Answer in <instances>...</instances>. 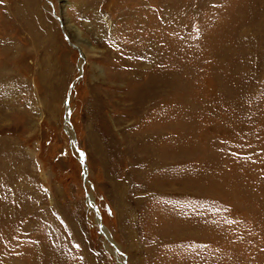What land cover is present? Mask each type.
Here are the masks:
<instances>
[{
    "label": "rangeland",
    "instance_id": "rangeland-1",
    "mask_svg": "<svg viewBox=\"0 0 264 264\" xmlns=\"http://www.w3.org/2000/svg\"><path fill=\"white\" fill-rule=\"evenodd\" d=\"M0 264H264V0H0Z\"/></svg>",
    "mask_w": 264,
    "mask_h": 264
},
{
    "label": "water",
    "instance_id": "water-1",
    "mask_svg": "<svg viewBox=\"0 0 264 264\" xmlns=\"http://www.w3.org/2000/svg\"><path fill=\"white\" fill-rule=\"evenodd\" d=\"M76 46V45H75ZM77 47V46H76ZM69 99H70V96H68V98H67V114L66 115H68V117H69V114H70V107H69V105H68V103H69ZM71 126H72V124H70ZM70 130H68V133L69 134H71V131L69 132ZM72 147L73 148H77V142H76V139L75 138H73L72 139ZM80 150V149H79ZM81 163H82V166H83V174H84V180H86L87 179V175H88V172H87V163H86V156H85V153L83 152V151H81ZM88 198H89V205H90V207L95 211V213L99 216V218H101V214H100V212H99V209H98V207H97V205L94 203V199H92L91 198V196H90V194H89V196H88ZM98 223V225H99V227H100V230H101V232L105 235V236H107L106 235V231H104L105 230V227H104V225L102 224V222H97ZM109 238V237H108ZM110 239V238H109ZM111 240V239H110ZM111 242H114L113 240H111ZM114 247H115V254L118 256L120 253H121V251H120V249L118 248V246L114 243ZM124 262H126L125 260H124Z\"/></svg>",
    "mask_w": 264,
    "mask_h": 264
},
{
    "label": "bare ground",
    "instance_id": "bare-ground-1",
    "mask_svg": "<svg viewBox=\"0 0 264 264\" xmlns=\"http://www.w3.org/2000/svg\"><path fill=\"white\" fill-rule=\"evenodd\" d=\"M77 47H78V45H77ZM78 48H79V47H78ZM81 66H82V65H81ZM66 120H67V122L70 121V118L68 117V115H66ZM68 130H69V129H68ZM69 132H70V131H69ZM70 135L72 136V134H70ZM78 150H79V149H78ZM90 196H91V195H90ZM91 198H92V197H91ZM92 199H93V198H92ZM99 221L102 222V221H101V218L98 219V222H99ZM97 224H98V223H97ZM104 231H106L105 233H106L107 238H108V233H107L106 228H105ZM109 238H110V237H109ZM109 238H108V240H109V242L111 243V245L113 246V248L115 249V247H114V243H115V244L118 246V248L120 249L119 245H118L114 240H113L114 242H111L112 238H110L111 240H110ZM120 251H121V249H120ZM121 258H122V260L125 259L124 257H121Z\"/></svg>",
    "mask_w": 264,
    "mask_h": 264
}]
</instances>
